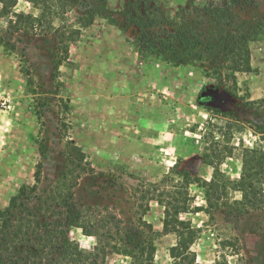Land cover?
<instances>
[{"label": "rangeland", "instance_id": "1", "mask_svg": "<svg viewBox=\"0 0 264 264\" xmlns=\"http://www.w3.org/2000/svg\"><path fill=\"white\" fill-rule=\"evenodd\" d=\"M187 1L163 0V6L210 33L212 24L201 23L192 8L182 11ZM226 1L240 22L264 16V0ZM126 2L50 0L47 10L18 0L14 10L35 17L18 32L0 17V35L13 45L0 43V209L22 184L35 183L39 163L40 192L55 183L67 168L72 140L86 166L75 198L95 216H116L126 227L142 218L162 231L165 208L151 198L182 191L188 211L181 218L197 231L198 262L264 264V209L243 215L229 214L226 206L208 210L204 187L215 179L219 202L240 199L233 185L244 149L264 148V108L249 102L264 97V36L250 44L253 71L237 73L236 83L224 75L216 89L217 60L178 68L141 60ZM89 11L96 15L84 26ZM207 95L211 101H204ZM183 170L195 181L187 184ZM69 234L86 249L98 243L79 227ZM176 241L172 233L156 240L157 264L172 263ZM107 260L130 262L124 254Z\"/></svg>", "mask_w": 264, "mask_h": 264}, {"label": "trees", "instance_id": "2", "mask_svg": "<svg viewBox=\"0 0 264 264\" xmlns=\"http://www.w3.org/2000/svg\"><path fill=\"white\" fill-rule=\"evenodd\" d=\"M36 5L50 9V0H32ZM239 2V0H235ZM18 0H0V17L9 18L14 32L33 26L35 17L14 10ZM187 7L211 23L206 33L184 15L166 12L163 0H127L124 16L135 26L134 45L141 60L160 63L162 67L178 68L192 61H212L218 68L214 76L216 89L224 86L223 79L237 82V73L252 72L251 42L264 36V16L256 21H238L226 0H188ZM188 14V12H187ZM190 14V13H189ZM96 13L89 11L84 26L93 23ZM0 35V43L11 45ZM68 52V50H66ZM205 91V90H203ZM204 101H211L205 96ZM253 107L264 108V97L249 100ZM257 104V105H256ZM256 105V106H254ZM83 150L69 140L68 165L55 183L42 192L43 164L39 163L34 184H22L9 203L0 209V264H108L109 254H124L129 264H157L156 240L162 234H174L176 244L170 247L171 264H227L197 261L192 249L197 231L181 214L188 211V197L182 191L161 193L156 199L165 208L162 231L138 219V224L126 227L116 216L99 218L93 211L83 208L75 198V187L86 171ZM187 184L195 181L183 170ZM208 210L228 207L229 214L243 215L251 210L264 209V148H245L242 170L233 188L241 198L233 202L223 199L215 179L207 182ZM187 194V193H186ZM205 209V208H200ZM215 209V208H214ZM72 227L82 228L89 236H97L93 249L83 248L70 236Z\"/></svg>", "mask_w": 264, "mask_h": 264}]
</instances>
